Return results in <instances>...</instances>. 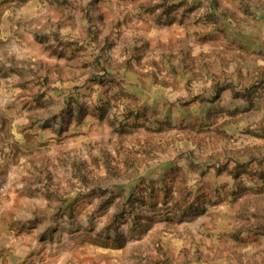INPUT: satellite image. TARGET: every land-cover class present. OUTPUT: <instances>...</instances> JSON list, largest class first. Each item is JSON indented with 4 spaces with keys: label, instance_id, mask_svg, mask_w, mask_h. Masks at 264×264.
<instances>
[{
    "label": "rangeland",
    "instance_id": "1",
    "mask_svg": "<svg viewBox=\"0 0 264 264\" xmlns=\"http://www.w3.org/2000/svg\"><path fill=\"white\" fill-rule=\"evenodd\" d=\"M0 264H264V0H0Z\"/></svg>",
    "mask_w": 264,
    "mask_h": 264
}]
</instances>
